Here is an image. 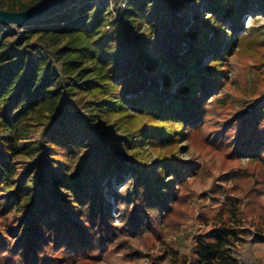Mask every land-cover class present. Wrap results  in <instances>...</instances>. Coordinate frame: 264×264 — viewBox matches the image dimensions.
<instances>
[{
  "label": "trees",
  "instance_id": "trees-1",
  "mask_svg": "<svg viewBox=\"0 0 264 264\" xmlns=\"http://www.w3.org/2000/svg\"><path fill=\"white\" fill-rule=\"evenodd\" d=\"M130 1L114 0L119 14L114 20L109 0L60 5L29 27L27 35L61 44L39 46L35 53L10 41L11 33L0 26V116L8 130L31 118L44 126L33 166L40 173L37 184L29 176L16 182L18 170L9 158L21 150L15 136L0 134V194L6 193L0 204L9 200L1 211L11 222V235L25 245L17 256L21 264L51 261L45 251L52 233L59 242L69 240L78 247L85 242V229L109 222L113 206L103 196L105 181L111 185L113 178L121 182L130 175L124 191L130 192L138 212L157 215L163 189L171 191L174 201L164 176L181 175L184 163L169 157L150 161L142 149L145 143H174L185 118L195 112L196 118L201 116L203 101L197 106L195 97L200 89L209 92L223 73L206 58L213 53V64L220 63L233 42L232 34L223 38L226 21L236 32L254 5L264 8V0H143L140 10H150L146 18L126 8ZM199 3L202 9L196 8ZM85 64L93 68H83ZM64 87L80 94V102L68 100ZM71 124L85 131L83 140ZM246 139V153L264 151V121ZM122 148L134 159L121 160ZM47 187L54 189L51 198ZM116 194L111 189L109 196ZM56 206L62 216L45 221ZM163 207L168 210L169 203ZM242 235L246 230L241 220L216 222L197 237L196 264H240L231 249L242 243ZM255 241L264 244V228Z\"/></svg>",
  "mask_w": 264,
  "mask_h": 264
},
{
  "label": "rangeland",
  "instance_id": "rangeland-1",
  "mask_svg": "<svg viewBox=\"0 0 264 264\" xmlns=\"http://www.w3.org/2000/svg\"><path fill=\"white\" fill-rule=\"evenodd\" d=\"M37 1L0 0V9L30 7ZM109 1L113 6L109 12L114 20L119 14L114 0ZM142 1L131 0L126 8L148 18L150 10H140ZM253 7L241 17L236 32H232L231 22L226 21L223 38L228 39L231 34L233 37L227 57L214 64L213 53L206 58L211 68L216 66L223 73L218 81H213L209 92L200 89L195 97V105L203 101L201 116L196 118L198 112H195L185 118L181 135H176L178 140L174 143H145L142 149L150 161L159 163L162 158L169 157L184 163L181 175L164 176L165 184L173 187L174 201L171 191L163 189L166 193L164 201L156 208L157 215L143 211L145 216L138 212L139 207L130 192L124 191V186L130 183L127 179L130 175L121 182L113 178L111 185L105 181L103 196L113 206L110 221L92 225L91 231L85 229V242L78 247L69 240L59 242L55 234H50L45 255L51 261L45 264H196L197 237L209 231L216 222L231 218L241 220L246 230L242 243L231 249L234 257L240 264H264V244L255 241L256 234L264 228V151L253 154L252 149L251 153H246L245 148L246 135L264 121V8ZM196 8L202 9L203 5L199 3ZM34 24L8 27L10 41L34 53L40 52L39 46L50 49L61 44L45 43L38 37L29 39L28 28ZM86 67L93 68L88 64L83 68ZM63 90L68 100L72 99L75 104L80 102V94L76 91L66 87ZM175 97L176 92H173ZM7 127L1 115L0 134L15 136L14 144L21 150L16 157L9 158L18 170L16 182L19 184L29 176L37 184L40 173L34 171L33 166L39 155L44 126L31 118L11 130ZM70 128L80 141L85 138L82 128L73 124ZM251 148L253 146L249 145L248 150ZM120 152L121 160L134 159L129 149L122 148ZM88 153L89 148L82 157ZM111 189L117 191L116 196H109ZM53 192V188L47 187L48 198ZM5 194L1 192L0 196ZM8 201L5 199L0 204V264H21L17 256L25 252V245L18 235H11L8 229L11 222L1 211ZM165 202L169 203L168 210L163 207ZM57 210L56 206L44 220L51 222L62 216ZM77 222H81L80 219Z\"/></svg>",
  "mask_w": 264,
  "mask_h": 264
},
{
  "label": "water",
  "instance_id": "water-1",
  "mask_svg": "<svg viewBox=\"0 0 264 264\" xmlns=\"http://www.w3.org/2000/svg\"><path fill=\"white\" fill-rule=\"evenodd\" d=\"M68 1L70 0H38L23 11L0 9V26L22 28L30 23H36Z\"/></svg>",
  "mask_w": 264,
  "mask_h": 264
}]
</instances>
